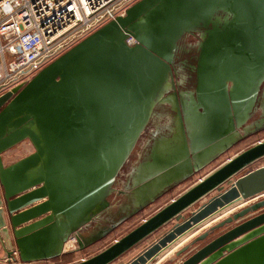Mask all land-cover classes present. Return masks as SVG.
Here are the masks:
<instances>
[{
	"label": "water",
	"instance_id": "95a60500",
	"mask_svg": "<svg viewBox=\"0 0 264 264\" xmlns=\"http://www.w3.org/2000/svg\"><path fill=\"white\" fill-rule=\"evenodd\" d=\"M198 26H222L203 40L197 67V108L210 116L215 130L205 143L194 142L173 96L181 141L176 153L185 162L179 166L176 155L169 167L157 171L154 179L161 184L144 197L153 201L238 141L231 127L248 117L264 77V0H139L29 82L0 95V230L11 239V248L4 244L7 256L15 249L24 262L53 258L67 236L108 206L106 196L117 171L147 124L152 105L168 92L177 43ZM129 36L136 41L132 46L126 43ZM247 87L249 103L240 116L236 100L248 95ZM215 101L220 103L216 107ZM26 139L34 151L4 165L2 153ZM262 157L264 138L99 252L71 264L112 263L229 181L127 264H150L192 230L241 202L245 204L162 264H264V165L240 174ZM102 233L88 241L77 237L78 245L82 248Z\"/></svg>",
	"mask_w": 264,
	"mask_h": 264
},
{
	"label": "rangeland",
	"instance_id": "374dc122",
	"mask_svg": "<svg viewBox=\"0 0 264 264\" xmlns=\"http://www.w3.org/2000/svg\"><path fill=\"white\" fill-rule=\"evenodd\" d=\"M222 19L223 17L221 20ZM212 30H216V28H210L206 31L193 29L192 32L189 31L185 33V35L178 41L176 51L171 62L172 69L170 74L167 76L166 81V83L169 85V87L168 85L166 86L168 92L164 91L166 94L164 95L163 100L160 99L159 101H155L147 124L138 136L135 145L125 158L123 164L117 171L110 186V191L106 196L108 206L101 210V212L99 211L94 216L90 217L76 230L77 232H80L81 235H87L88 233L92 232L88 234L89 236L84 238L85 241H88L103 232L102 235L81 248L78 245V242L73 240V235L76 233V231H74L73 234H70L65 238L62 252L59 255L41 262H36L35 264H71L80 261L81 259L90 257L91 255L99 252L111 244L114 240L123 236L133 227L138 225L142 220L152 215L159 208L164 206L171 199L175 198L179 193L185 190L188 186L206 175L229 157L264 138V107L261 106V102L264 101L263 77L258 85L257 93L254 98L255 100L252 105L253 107L249 111L248 117L245 118L246 120H244V122L239 127H236L235 125L231 127L230 131L233 135V139L238 141L219 154L215 159L208 162L188 177L179 181L167 191L160 193L153 201H144V197L149 195L152 192V189L161 184L156 183L160 181H155L154 178L156 177L157 171L159 172L160 169L163 170L164 167H169L167 165L169 164V161L172 160L170 157L177 155V158L179 157L178 161L180 165L181 160H183V158L176 153V151H179L181 148V141L180 137L177 136L179 121L176 120L177 111H175V107L177 106H175L174 95H181V102L182 100L184 101L180 103L181 107L179 108V110L181 109L180 111L183 118L182 124L184 125L185 122L187 134L191 135L190 138H193L194 142L196 141L198 144L205 143L208 132H210L211 129L212 131L215 130V125L210 121V116L207 118V116H203L204 112L200 113V111L196 110L197 104H199V99L196 93L197 67L201 58L199 54L203 40ZM191 59L195 60V63L197 61V65L195 64L196 66L194 64L191 65ZM227 88L228 90H231V85H228ZM208 89L209 87L206 85L205 91L208 92ZM219 104L220 103H218V101H215L213 106L216 107ZM154 106L155 108L157 107L156 109L160 108V106L162 108L160 111H158L154 109ZM213 106L212 109L214 110L215 107ZM244 111L245 110L242 112L244 113ZM191 113L193 116L190 115ZM223 128L224 125H221L218 126L217 130H222ZM211 149L212 146L208 148V150ZM261 165H264V157L249 165L240 174ZM172 173L173 172H170L168 175L172 176ZM224 188H226V184L178 215L172 221L160 227L154 233L140 241L138 244H136L110 264H127L134 257L145 250L149 245L155 242L159 237H161L165 232H167L175 223L184 220L192 210L196 209L210 196L217 194ZM117 205L119 206V211L117 214L115 213L114 215L106 216L109 211L113 209L115 210ZM237 209L238 208L231 210L224 216ZM103 216L106 217L103 218ZM224 216L220 217L219 219L223 218ZM216 221L207 224V226L195 232V234H193L190 238L181 242L180 244H177L178 241L180 242V240L183 238L182 237L175 243L177 246L169 253L168 256H171L178 248L186 244L188 240L206 230ZM197 228L192 230V232ZM68 241H71L72 243L69 247H66L65 245ZM171 247L172 246H170L168 249ZM160 255L151 263H155ZM168 256H166L157 264H162ZM5 257L6 254L0 248V264H6L4 261Z\"/></svg>",
	"mask_w": 264,
	"mask_h": 264
},
{
	"label": "built area",
	"instance_id": "2783aa9c",
	"mask_svg": "<svg viewBox=\"0 0 264 264\" xmlns=\"http://www.w3.org/2000/svg\"><path fill=\"white\" fill-rule=\"evenodd\" d=\"M139 0H0V95L41 69ZM127 45H134L129 36ZM6 264L24 262L12 251Z\"/></svg>",
	"mask_w": 264,
	"mask_h": 264
},
{
	"label": "bare ground",
	"instance_id": "6f19581e",
	"mask_svg": "<svg viewBox=\"0 0 264 264\" xmlns=\"http://www.w3.org/2000/svg\"><path fill=\"white\" fill-rule=\"evenodd\" d=\"M216 27H219V28H222V26H198V27H193L192 29H200V30H202V31H206V30H208V29H210V28H216ZM168 85V83H166V86ZM168 87H169V85H168ZM244 88H246V86L244 87ZM248 91V92H247ZM249 91H250V89L248 90V87H247V89H246V91H245V93L244 94H247L248 93V95L247 96H245L244 98H241V99H238V100H236V102H237V108H241V111L239 112L240 114V116L242 115V111L243 110H245L246 108H247V105H248V103H247V100H248V97H249ZM191 102H193V101H191ZM155 104V103H154ZM153 104V105H154ZM153 105H152V108H153ZM261 106L262 107H264V101H262L261 102ZM188 107H189V104H188ZM253 107V106H252ZM157 108V107H156ZM155 108V106H154V109H156ZM162 107L160 106V108H158V109H156V110H158V111H160V109H161ZM175 111H177V107H175ZM152 110V109H151ZM163 110V109H162ZM188 113V112H187ZM196 114V113H195ZM191 116H193V114L191 113L190 114ZM176 117H177V119L176 120H178L179 121V118H178V112H176ZM237 117V116H236ZM239 117V116H238ZM237 117V118H238ZM236 118V119H237ZM187 120H188V118H187ZM238 120H240V119H238ZM239 122H241V121H239ZM235 123V122H234ZM230 139V138H229ZM228 139V140H229ZM227 140V141H228ZM182 161V160H181ZM183 162H185V159H183ZM181 163V162H180ZM179 166H181L180 164H179ZM151 189V188H150ZM153 191V190H152ZM132 192V191H131ZM136 194V193H135ZM135 196H137V195H135ZM128 198V197H127ZM136 202V201H135ZM245 204V202H241V203H239V204H237V205H235V206H233V207H230V208H228V209H226V210H224V211H222L221 213H219L218 215H216V216H214L213 218H211V219H209L208 221H206L204 224H202V225H200V226H198V228L195 230V231H193L192 233H190V234H188V235H186L185 237H183L181 240H180V242L178 241V243L177 244H180L181 242H183V241H185V240H187L188 238H190L193 234H195V232H197V231H199L200 229H202L203 227H205V226H207V224H209V223H212L213 221H216V220H218L220 217H222V216H224L225 214H227V213H229L231 210H233V209H236V208H239V207H241V206H243ZM103 210V209H102ZM119 211V206L117 205V207L115 208V210L113 209V210H111V211H109V213H107V215L106 216H108V215H114L115 213L117 214V212ZM100 212H101V210H100ZM106 216H103V218H105ZM116 216V215H115ZM110 219V218H109ZM117 219V218H116ZM94 230V229H93ZM92 230V231H93ZM90 233H92V232H90ZM90 233H88V234H90ZM81 235L80 234V232H77L76 231V233H74V235H73V240L74 241H76L77 242V237H79L81 240H83V241H85V239L84 238H86L87 236H89V235ZM73 240H72V242H73ZM71 241L69 242H67V244L65 245L66 247L68 246H70V244L72 243ZM177 244H175V245H172V247L170 248V249H167V250H165L161 255H160V257L157 259V261H155V263L153 262V263H151V264H157L158 262H160L161 260H163L166 256H168L169 255V253L172 251V250H174V248L177 246ZM63 248V247H62Z\"/></svg>",
	"mask_w": 264,
	"mask_h": 264
},
{
	"label": "crops",
	"instance_id": "0c3cea01",
	"mask_svg": "<svg viewBox=\"0 0 264 264\" xmlns=\"http://www.w3.org/2000/svg\"><path fill=\"white\" fill-rule=\"evenodd\" d=\"M34 151V147L33 145L31 144V142L26 139L20 143H18L17 145L7 149L6 151H4L2 153V160H3V164L4 165H9L15 161H17L18 159L32 153ZM230 184V181L226 184V187ZM3 209V218L5 219L7 216V213L5 211V208H2ZM34 220H30L26 223H24L23 225L25 224H29L31 222H33ZM11 239H9L7 237V235H5L2 230H0V248L3 250V252L6 254L5 250H4V244H5V247H7V249L11 248L12 245L10 244V241ZM7 256V254H6ZM41 261H44V260H39L38 262H41Z\"/></svg>",
	"mask_w": 264,
	"mask_h": 264
},
{
	"label": "flooded vegetation",
	"instance_id": "af4514ba",
	"mask_svg": "<svg viewBox=\"0 0 264 264\" xmlns=\"http://www.w3.org/2000/svg\"><path fill=\"white\" fill-rule=\"evenodd\" d=\"M192 59H193V58H192ZM192 59H191V60H192ZM191 60H190L191 65H193V64L195 65V64L197 63V61H196V63H195V60H192V61H191ZM197 60H198V59H197ZM196 65H197V64H196ZM196 65H195V66H196ZM196 97H197V96H196ZM177 99H178V102H179V107H181V106H180V105H181L180 103H182V102H184V101L182 100V102H181V99H180L179 96H177ZM180 110H181V109H180ZM196 110H198V111L201 112V108H199V107H198Z\"/></svg>",
	"mask_w": 264,
	"mask_h": 264
}]
</instances>
